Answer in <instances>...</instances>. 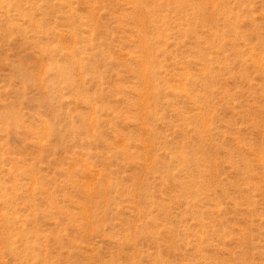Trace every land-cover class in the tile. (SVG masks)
<instances>
[{
    "label": "rangeland",
    "instance_id": "374dc122",
    "mask_svg": "<svg viewBox=\"0 0 264 264\" xmlns=\"http://www.w3.org/2000/svg\"><path fill=\"white\" fill-rule=\"evenodd\" d=\"M0 264H264V0H0Z\"/></svg>",
    "mask_w": 264,
    "mask_h": 264
}]
</instances>
